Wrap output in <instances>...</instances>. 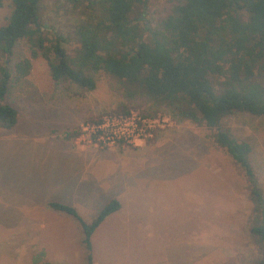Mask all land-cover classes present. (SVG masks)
<instances>
[{
	"label": "rangeland",
	"instance_id": "obj_1",
	"mask_svg": "<svg viewBox=\"0 0 264 264\" xmlns=\"http://www.w3.org/2000/svg\"><path fill=\"white\" fill-rule=\"evenodd\" d=\"M173 2L146 0L131 19L140 14L136 22L156 30ZM10 11L11 0H1L0 26ZM38 12L42 35L63 38L65 52L73 55L76 21H85L87 11L40 0ZM30 50L25 39L17 41L6 64L12 72L28 59L30 68L23 79L10 81L5 100L16 123L0 128V264H85L79 226L48 204L69 206L88 224L112 199L118 210L89 238L92 264H255L262 258L249 233L245 178L213 142L212 129L172 119L165 106L145 96L127 97L122 83L101 71L91 91L54 82L45 59L38 51L31 57ZM123 111L159 115L172 125L140 143L111 148L80 136L85 122ZM221 125L249 145L264 198V116L234 113ZM67 132L75 134L65 138ZM52 151L63 154H47ZM60 167L62 184L55 182Z\"/></svg>",
	"mask_w": 264,
	"mask_h": 264
},
{
	"label": "trees",
	"instance_id": "obj_2",
	"mask_svg": "<svg viewBox=\"0 0 264 264\" xmlns=\"http://www.w3.org/2000/svg\"><path fill=\"white\" fill-rule=\"evenodd\" d=\"M63 1L87 11L85 21H76L78 47L70 56L63 38L49 40L42 35L40 0H11L7 21L0 26V128L7 130L16 123L6 92L10 81L23 79L30 68L28 59L15 63L12 72L6 66L21 39L34 48L31 57L38 51L45 59L54 82L68 81L91 91L95 73L115 78L127 97L145 96L165 106L172 119L213 130V142L245 178L252 219L249 233L263 251L255 264H264V198L248 160L250 147L221 125L234 113L264 116V0H174L156 30H148L145 22L139 25L140 14L131 19L133 10L146 0ZM48 207L77 223L85 264H92L89 238L118 210V202H107L88 224L69 206L49 203Z\"/></svg>",
	"mask_w": 264,
	"mask_h": 264
},
{
	"label": "built area",
	"instance_id": "obj_3",
	"mask_svg": "<svg viewBox=\"0 0 264 264\" xmlns=\"http://www.w3.org/2000/svg\"><path fill=\"white\" fill-rule=\"evenodd\" d=\"M171 121L159 115L144 116L135 111L107 113L98 120L79 126L80 136L94 146L111 148L120 144L133 145L144 141L156 131L171 126Z\"/></svg>",
	"mask_w": 264,
	"mask_h": 264
},
{
	"label": "crops",
	"instance_id": "obj_4",
	"mask_svg": "<svg viewBox=\"0 0 264 264\" xmlns=\"http://www.w3.org/2000/svg\"><path fill=\"white\" fill-rule=\"evenodd\" d=\"M138 143H140V142H138ZM82 153H83V151H82ZM91 153H94V151H92ZM91 153H89V154H91ZM47 154H50V155H56V156H58L57 154H63V153H60V152H58V151H52V152H48ZM59 174L58 175H60L59 177L60 178H56L55 179V182L56 183H58V184H62L63 183V180H64V178H63V173H64V170H63V168L62 167H60L59 168V172H58ZM83 174V173H82ZM57 175V176H58ZM59 203V202H58ZM60 204V203H59ZM50 209V208H49ZM52 210V209H51ZM61 213V212H60Z\"/></svg>",
	"mask_w": 264,
	"mask_h": 264
}]
</instances>
